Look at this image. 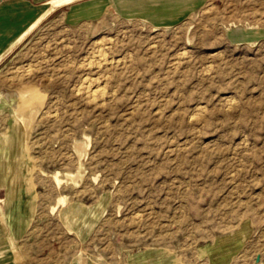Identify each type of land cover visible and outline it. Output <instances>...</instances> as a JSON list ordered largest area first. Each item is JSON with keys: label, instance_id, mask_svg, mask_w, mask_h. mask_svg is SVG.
Returning <instances> with one entry per match:
<instances>
[{"label": "rangeland", "instance_id": "374dc122", "mask_svg": "<svg viewBox=\"0 0 264 264\" xmlns=\"http://www.w3.org/2000/svg\"><path fill=\"white\" fill-rule=\"evenodd\" d=\"M33 31L0 65V131L34 113L28 262L264 264V0ZM77 211L96 214L84 244L64 227Z\"/></svg>", "mask_w": 264, "mask_h": 264}, {"label": "crops", "instance_id": "0c3cea01", "mask_svg": "<svg viewBox=\"0 0 264 264\" xmlns=\"http://www.w3.org/2000/svg\"><path fill=\"white\" fill-rule=\"evenodd\" d=\"M50 1L0 0L1 55L40 17ZM211 1L213 0H76L60 8L53 7L52 13L45 20L56 15L65 26L75 28L98 22L112 14L124 21H141L151 27L164 29L181 25ZM229 35L235 43L245 40L240 29H233ZM28 37L5 55L0 65ZM8 98L6 94L0 95V116L11 110L6 101ZM25 146V135L17 127L6 125L5 131H0V264H30L25 257V249L35 222L40 195L25 156ZM95 216L96 214L87 212L81 214L79 211L71 218L65 215L64 227L68 233L76 236L79 244H84L94 225ZM82 262L83 259L74 263L72 260L69 264H84Z\"/></svg>", "mask_w": 264, "mask_h": 264}, {"label": "bare ground", "instance_id": "6f19581e", "mask_svg": "<svg viewBox=\"0 0 264 264\" xmlns=\"http://www.w3.org/2000/svg\"><path fill=\"white\" fill-rule=\"evenodd\" d=\"M74 1H76V0H51L50 2H48L47 8L43 11V13L40 15V17L23 33V35L21 37L18 38V40L14 44L12 43L13 45L10 46V48L7 49L6 52L3 53V55L0 54L1 55L0 56V60L8 52H10L15 47V45H17L20 41H22L25 37H27L37 27V25L51 12V9L53 7H60V6L68 5V4H70V3L74 2ZM234 27H235V25H234ZM248 30H254V29L251 28V29H248ZM31 115L32 116L29 119L18 117V116H14L15 125H17L22 132H26L27 133V132H29L31 130V128H32L31 124H32V122L34 120V113H32ZM55 178H57V177H55ZM60 203L62 204L63 202H60Z\"/></svg>", "mask_w": 264, "mask_h": 264}]
</instances>
